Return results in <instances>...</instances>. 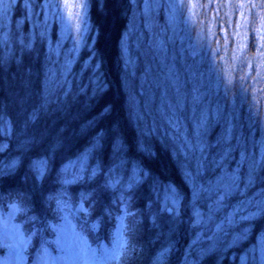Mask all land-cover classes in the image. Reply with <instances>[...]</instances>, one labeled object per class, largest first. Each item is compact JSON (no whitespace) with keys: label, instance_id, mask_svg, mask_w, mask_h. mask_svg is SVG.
Segmentation results:
<instances>
[{"label":"trees","instance_id":"trees-1","mask_svg":"<svg viewBox=\"0 0 264 264\" xmlns=\"http://www.w3.org/2000/svg\"><path fill=\"white\" fill-rule=\"evenodd\" d=\"M100 2L88 0V42L69 52V45L58 47L54 30L44 34L39 28L30 29L29 20H22L21 13L16 11L11 22L0 17V32L3 30L8 37L5 41L0 36V117H4L0 120V172L5 171L14 159L21 162L11 174L0 175V215L6 216L5 213L12 210L11 203L26 205L27 214L21 218L25 229L30 231L29 234L35 231L36 243L45 232L49 237L46 244L50 245L53 254H57L50 239L53 228L49 227V222L59 227L68 219L58 213L54 199L48 200L60 188L56 171L69 161L75 163L72 154L83 149L89 139L88 135L79 134L80 126L96 116L106 101L111 102L116 105V115L124 124L128 147L123 153H113L109 146L98 157H90L85 162L88 166L103 165L100 175L92 181H78L77 188L72 184L74 189H65L73 192L77 201L81 191L95 189L93 196L97 203L93 216L84 217L81 213L71 219L72 225L79 236H92L94 230H89L85 220L91 222L101 208L108 205L113 214L104 216L99 232L109 240L110 231L119 225L116 219L120 214L119 201L111 203L119 195V187L117 190L101 188L103 177L111 167L112 175L120 177L122 184L126 183L133 162H139L160 180V183L153 184L150 176L145 177L132 190V210H139L137 240L142 245L138 247L136 264H152L155 252L170 238V214L160 211L165 201L173 196L167 185L174 182L180 185L186 201L191 197V188L185 187L180 171L182 157L170 156L171 145L165 147L159 134L149 133L153 121L162 132L166 125L161 110L167 111L169 104L177 108L189 128L194 120L206 114L210 144L215 145L217 139L231 129L230 143L235 148L233 157L239 160L240 152L245 151L248 156L254 154L258 158L261 141H264V44H260L254 20L247 31L241 32L248 45L244 48L245 54L236 59L234 21L223 7L218 8L219 14L214 13L213 18L207 20L204 14L197 12L189 16L181 11L172 18L179 21L170 27L168 21L171 19L166 20L167 16L162 21L152 20L153 25H149L135 2V8L125 11L132 0H103L107 5L104 8L100 7ZM190 20L195 22L189 31ZM256 25L259 27V22ZM125 37L130 38V49H124ZM21 40L32 44L23 55ZM93 51L96 56H92ZM69 59L71 63L67 64ZM92 60L99 63L98 69ZM45 73L53 80L66 78L72 84L75 96L69 98L66 110L57 121L59 126L67 129L71 144L62 152L57 150L56 166L49 178L42 186L34 188L29 162L38 163L43 158L38 155L42 149H23L20 142L24 137L20 131L24 113L30 111L36 101ZM97 80L104 85V91L89 99L96 87L93 81ZM137 112L143 115L140 122L135 118ZM5 121L11 122V128ZM38 126L52 130L50 120H42ZM140 143L145 149L156 152V156L141 151ZM191 163L194 167L195 161ZM66 172L67 178L71 179V165ZM208 179L215 180V176L209 174L205 177ZM258 190L259 187L248 195L254 196ZM16 193L23 194V201ZM239 199L242 197L238 195L230 203L235 204ZM152 212L157 213L155 223L150 218ZM190 215L191 209L182 207L181 225L171 237L179 240V244L177 251L170 256L169 264H182V251L195 240L208 243L206 237L194 236ZM33 216L35 220L31 219ZM208 235L211 236L212 232L209 231ZM251 237L254 241L249 237L246 242L229 249L220 264H240L239 256L249 245L256 243L254 236ZM202 264H212V261L205 260ZM249 264H259V261H253L250 256Z\"/></svg>","mask_w":264,"mask_h":264},{"label":"snow or ice","instance_id":"snow-or-ice-1","mask_svg":"<svg viewBox=\"0 0 264 264\" xmlns=\"http://www.w3.org/2000/svg\"><path fill=\"white\" fill-rule=\"evenodd\" d=\"M106 6L101 0L100 7ZM15 7H17V0H10V3L0 0V15H5ZM83 7L87 15L90 5L85 4ZM135 7L133 2L124 10H132ZM144 7L147 9L149 5L145 4ZM23 8L31 11L32 5L29 0H24ZM7 39V34H5L4 40L7 41ZM20 43L22 55L24 50L32 47L30 42L25 44L21 40ZM96 55L93 51L92 56ZM16 62L21 63V60ZM70 63L71 59L67 61V64ZM92 64L97 69L100 67L95 60H92ZM93 83L96 84V87L92 90V96L89 99L98 97L104 91V85L98 80ZM74 96L72 84L66 78L53 80L48 73H45L36 101L32 104L30 111L24 113L20 131V135L24 137L20 142L21 147L25 150L29 148L42 149L38 155L43 158L38 163L29 162L30 171L33 173L34 188L42 186L49 178V174L56 166L55 154L57 150L62 152L71 144L67 129L59 126L57 121L60 114L66 110L69 98ZM116 112V105L106 101L96 116L80 126L79 134L89 136L88 144L72 154L75 156L74 164L69 161L68 164H62L56 171L57 181L61 185L78 181H92L97 178L103 165L96 163L95 166L90 167L85 162L90 157H98L106 147L110 146L113 153H123L127 150L129 142L124 135V124L121 123ZM161 117L166 125L163 131L161 132L153 121V127L149 129V133L159 134L165 147L171 145L170 156L182 157L180 171L185 181V187L191 188V197L186 201L180 185L174 182L167 185L173 196L170 200L165 201L160 211L170 214L168 229L170 238L155 252L152 264H169L170 256L177 251L179 240L171 237L181 225L182 207L191 209L190 227L194 236L208 239L207 244L201 243L197 239L190 247L185 248L182 251V264H202L205 260H211L212 264H220L229 249L248 240L251 236H254L256 243L239 256L240 264H249L250 256L255 261L257 251L259 252V264H264V141H261L258 158L254 154L248 156L245 151H241L240 159L236 160L232 155L235 148L230 143L232 140L231 129H227L217 139L215 145L208 142L206 114H202L199 120H194L191 128L183 122L177 108L171 104L168 105L167 111L161 110ZM135 118L137 122L142 121V113L137 112ZM3 119L4 117H0V120ZM42 120H50L52 130L47 126L39 127ZM5 123L11 128L10 121H5ZM139 147L141 151H148L149 156H156V152L145 149L142 143ZM192 160L195 161L194 167L191 163ZM19 163L21 162L18 159H14L5 171L0 172V175L11 174ZM69 165L73 168L71 179L65 175ZM209 174L214 175L215 180H205ZM149 176L153 184L160 183L158 177L148 169L142 167L139 162H133L131 174L127 182L122 184L120 177L112 175V169L109 168L100 187L111 190H117L119 187V195L111 203L116 204L117 200L119 201L120 214L116 217L119 227L116 229V235L120 238L121 243L109 249L100 245L99 238H97L99 249L94 250L87 247L86 249L73 250L68 254V264H76V261L81 258L84 259L85 264H98L99 261L107 264L109 260L115 261L116 264H136L139 259L137 256L138 247H142V245L137 240L140 220L139 210H132V190L145 177ZM257 187L259 190L256 195L249 196L248 193ZM93 192L95 189L79 193L76 211L82 213L84 217H91L95 212L97 201ZM66 195V191L62 190L56 197L49 196L48 200L55 199L57 210H62L70 206L69 202L63 199ZM238 195L242 199L237 200L235 204L230 203ZM16 196L23 201L22 193H16ZM9 207L16 211L20 210L16 203L9 204ZM148 207L150 209L151 205L149 204ZM226 209L230 210L225 211ZM222 212L223 216L220 215ZM112 214L111 208L104 205L95 218L91 222L85 220V224L89 226V230L98 231L102 226L104 216ZM156 216L155 212L150 214L154 223ZM31 219L35 220L36 217L33 216ZM49 227L57 228L50 222ZM209 231L212 232L211 236L208 235ZM6 241V237L0 239L5 247L8 246ZM43 243H47V241H42ZM56 243H59V237H57ZM232 258L235 259V256Z\"/></svg>","mask_w":264,"mask_h":264},{"label":"rangeland","instance_id":"rangeland-1","mask_svg":"<svg viewBox=\"0 0 264 264\" xmlns=\"http://www.w3.org/2000/svg\"><path fill=\"white\" fill-rule=\"evenodd\" d=\"M3 2L10 3V0H3ZM23 2L24 0H17V7L10 9L5 15H0V17L4 16L6 21L11 22L12 15L17 11V13L23 15L22 20H29L30 29L39 28L41 33L44 34L54 30V37L57 38L58 47L62 48L69 45L67 52L80 48L88 42L89 25L87 16L89 8L86 15V10L83 7L85 4L89 5L88 0H29L32 5L30 12L23 8ZM132 2L136 3L140 13L144 15L143 19L149 25H153L150 21H162L167 16L166 20L171 19L168 21L170 27H174L175 23L179 21V19L172 18H176L181 11H184L189 16L197 12L204 14V19L207 20L212 19L214 13L219 14L218 8L223 7L224 12L234 21L233 37L235 39L234 51L237 52L235 55L236 59L240 54H245L246 49L244 48L248 45L246 43L247 39L241 32L247 31L246 28L254 20V27L257 30L260 44H264V0H132ZM145 4L149 5L147 9L144 7ZM232 16H235L234 19ZM194 22L193 20L188 22L189 31L192 29ZM258 22L259 27L256 25ZM0 33V36L4 37L5 32L2 30ZM221 36L223 38L224 33L222 34L221 32ZM127 37L124 39V49H130L128 46L130 38ZM128 52L129 50H127ZM261 53L262 50L259 51V54ZM65 175L68 177L67 172ZM76 183L60 184V188L54 196H58L62 190L66 191L67 195L63 199L67 200L70 205L62 210H57L59 214L68 219L64 226L61 224L56 230L51 229L50 239L57 254H53L50 245L42 244V241L49 242V237L46 236L45 232L41 234V237H39L40 241L36 243L34 240L36 237L35 231L29 234L30 231L25 229L21 218L27 214L26 205L23 207L20 205L19 211L12 209L5 213L6 216L0 215V239L6 237L8 245L5 247L0 242V264H68V254L73 250L86 249L87 247L94 250L99 249L97 238H99L100 245L109 249L121 243L120 238L116 235L118 224L110 231L109 240H106L99 230L91 232L94 236L81 237L78 235L71 220L81 214L76 211L78 201L73 192L65 190L74 189L72 184L76 186ZM55 205H57L56 200ZM55 207L57 209V206ZM57 237H59V243H56ZM249 239L254 241L253 237ZM253 244L249 245V247ZM31 256H33V259ZM256 261H259L258 251ZM102 263L104 262H98V264ZM76 264H85V261L81 258L76 261ZM107 264H116V262L109 260Z\"/></svg>","mask_w":264,"mask_h":264}]
</instances>
